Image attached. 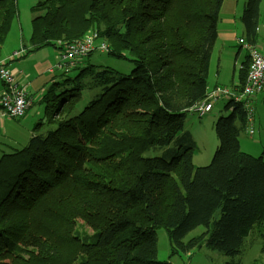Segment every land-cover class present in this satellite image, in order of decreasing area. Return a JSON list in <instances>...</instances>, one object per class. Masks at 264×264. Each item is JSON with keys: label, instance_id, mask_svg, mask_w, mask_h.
Returning a JSON list of instances; mask_svg holds the SVG:
<instances>
[{"label": "trees", "instance_id": "16d2710c", "mask_svg": "<svg viewBox=\"0 0 264 264\" xmlns=\"http://www.w3.org/2000/svg\"><path fill=\"white\" fill-rule=\"evenodd\" d=\"M223 2L37 0L23 57L67 52L91 30L104 52L135 67L78 66L98 50L59 66L78 72L41 97L46 117L28 143L0 152V264H173L158 258L159 229L173 254L207 247L230 257L225 264H243L248 238L264 240V158L241 147L244 102L226 100L230 113L215 121L219 144L208 165L195 166L197 144L184 130L209 91ZM261 3L246 0L241 16L251 45ZM18 16V0H0V65ZM152 150L160 154L145 156Z\"/></svg>", "mask_w": 264, "mask_h": 264}, {"label": "rangeland", "instance_id": "374dc122", "mask_svg": "<svg viewBox=\"0 0 264 264\" xmlns=\"http://www.w3.org/2000/svg\"><path fill=\"white\" fill-rule=\"evenodd\" d=\"M242 1V0H241ZM37 0H18V8H19V16L16 20H14L12 24V28L7 36L5 43L3 44L2 51H7L8 54L11 53L13 55L17 50L20 48V43L24 40L25 44L29 46V38L32 33V19L36 14L39 12L34 13L32 8L36 5ZM262 31H264V7L262 11ZM91 31V30H89ZM88 31V32H89ZM22 48V47H21ZM26 48V47H25ZM16 50V51H15ZM15 51V52H14ZM235 51V50H234ZM42 54H48L51 56L50 66L53 67V71L49 72L48 70L44 69L42 72H38L33 79V83L31 87L29 86V90L32 92L34 96V108L32 109L33 112L36 114L35 124L31 128V132H33L34 127L43 120L45 116V104L40 102V98L43 97L49 91H53L54 93H58L61 91L59 85L61 84L66 78L74 77L78 69L76 67L69 72H64V68L59 67L61 63L60 59L56 56L58 54V50L54 49L53 47L44 48L41 51ZM32 54H39L36 52L30 53L29 56ZM246 51L241 53L240 58L237 59L236 62V76H233V62L225 61V66L223 70H220V74H223L226 71L225 75H221L217 77L216 75V68L212 67L211 69V76L209 79V83L212 89L213 84L216 82H220L222 86L232 87V84L235 81H239V71L242 67L243 59H245ZM22 58V57H16ZM228 62H230L228 64ZM98 64L102 66L112 67L122 73L128 74L130 73L135 64L132 63L130 60L127 59H118L107 52L104 51H95L91 55L87 57H83V61L79 63V67L85 66L87 64ZM77 66V67H78ZM234 79L233 82L231 80ZM236 84V83H235ZM234 85V84H233ZM39 95V98H37ZM258 95H256L257 97ZM255 97V101H256ZM227 101L225 99H221L220 101L216 102L212 111L206 114L203 117H199L195 114L189 113L184 130L189 131L194 140L196 141L197 148L194 150V164L196 167L198 166H205L211 163L213 155L218 147L219 140L216 135L215 131V121L221 116H227L230 113V110L225 108ZM25 116V115H24ZM23 116V117H24ZM21 117V118H23ZM255 121H254V135H250V139L246 141L247 145H253L257 147L256 149L252 150L254 156L259 157L263 156L264 158V92L260 97V100L257 103V107L255 110ZM20 118V119H21ZM16 119V118H14ZM19 119V118H18ZM16 122V121H14ZM47 126L44 127L46 129ZM25 134V136H24ZM32 133L28 134V131H21V136L16 138L15 140H10L9 137H3V133H0V151L3 154L5 153H12L16 149H20L28 143V139H30ZM111 137V136H110ZM112 138V137H111ZM2 143L6 144L3 145ZM105 142H103L104 145ZM245 150L248 149L246 146L243 147ZM109 150V147H107ZM160 152L157 151H149L145 153V156H154L159 155ZM79 230L85 233H91V230L84 227L80 222ZM205 228L203 226H199L192 230L186 240H189L191 237L197 236L201 234ZM252 236L256 238V235H251L248 238V243L251 241L252 244ZM158 258L162 261H171L173 264H225L230 257L225 256L215 250L209 249L207 247H203L200 250H196L193 252L183 253V254H173L170 246V240L167 232L164 229L158 230ZM259 244L260 247L263 248L264 240L260 239L259 237ZM251 247L249 244L247 245L244 253L238 256V259H241L245 264H248V259L250 258L251 261ZM256 253V255H259ZM259 257V256H257Z\"/></svg>", "mask_w": 264, "mask_h": 264}, {"label": "crops", "instance_id": "0c3cea01", "mask_svg": "<svg viewBox=\"0 0 264 264\" xmlns=\"http://www.w3.org/2000/svg\"><path fill=\"white\" fill-rule=\"evenodd\" d=\"M245 3H246V0H242V1L241 0H224L223 2L221 12H220V20L218 22V38H217V41L213 49L211 63H210L209 79L211 76L212 67L216 68L217 77H220L221 75L226 74V71L223 74H220V71L218 70V69L220 70L224 69L226 60L233 62V67H234L233 76H236L237 59L240 58L241 53L243 51H246V56H245V59H243L242 64L247 60V57L249 56L248 50L244 48L243 45H241L239 41L240 38L245 37L244 36L245 30L241 22V16L243 13ZM263 7H264V0H262L261 6H260V21H259V28H258L259 39L257 43L255 44L256 47H258L262 51H264V31H262ZM21 47H26L27 49H29L30 44L29 46H27L25 44V41L23 40L20 43V48ZM43 50L44 49H41L40 51L36 52L39 54H32V56L30 57H27L29 56L27 55L26 57H22V58H10V56H12L11 53L8 54L7 51L1 52V61L5 62L4 63L5 66L13 72L17 81L20 84L27 86V90L29 91L30 95L33 98L34 96L32 92L29 90V86L31 87L33 83V79H35L36 74L38 72L44 71V69L48 70L49 72H52L53 67L55 66V65L53 67L50 66L52 57L48 56V54H42L41 51ZM56 56L58 57V54ZM230 62H228V64ZM233 81L234 79L231 80V82ZM235 83H238V81H235L233 84ZM218 84H222V83L218 81L215 84H213L212 87ZM233 84L232 86H234ZM208 88L210 90L211 88L210 83H209ZM2 89H3V82L0 79V95H1ZM262 93L258 94V96L256 97V101L254 99L255 110L257 107V103L260 100V97L262 96ZM37 98H39V95H37ZM40 101H41V98H40ZM34 103H35V100H34ZM33 108L34 106H32V108H30L26 112L25 116L21 119L20 118L14 119L11 117L3 116L0 110V133L1 132L3 133V137H9L10 140H15L17 137L19 138L21 136V131H28V134L29 133L33 134L34 131L33 132L30 131L32 126L35 124V119H36V114L32 110ZM254 133L249 134V131L246 129L244 132H242L239 138L242 149L252 155H253L252 150L256 149L257 147H254L253 145H250V146L247 145L246 141L249 140L250 139L249 136L254 135ZM244 146H246L248 149L245 150L243 148ZM253 235H256V234H253ZM249 246H252L251 252L253 253L251 254V261H250V258L248 259V264H264V246L263 248L260 247L259 237L257 236L256 238H253L252 236V244H250ZM260 251L261 253L259 255H256V253H259ZM243 264H245V262H243Z\"/></svg>", "mask_w": 264, "mask_h": 264}, {"label": "built area", "instance_id": "2783aa9c", "mask_svg": "<svg viewBox=\"0 0 264 264\" xmlns=\"http://www.w3.org/2000/svg\"><path fill=\"white\" fill-rule=\"evenodd\" d=\"M240 44L248 50L251 62L247 75V80L240 90L232 87L216 85L210 89L207 96L200 102L196 103L189 110L192 114L203 117L212 111L216 102L221 99L228 100L230 98L236 101L244 102V106L248 110L249 124L247 130L249 134H253L255 121V102L256 95L264 91V51L260 50L256 45H251L244 38H240ZM94 50H107L105 42L98 39V34L89 31L85 36L69 45L68 51L59 53L61 65H72L77 57L87 55ZM26 53L25 48L17 50L12 56L23 57ZM0 79L3 82V89L0 95V110L3 116L11 118H21L30 107L34 104V98L28 93L27 86L20 84L13 72L4 64L0 65Z\"/></svg>", "mask_w": 264, "mask_h": 264}]
</instances>
